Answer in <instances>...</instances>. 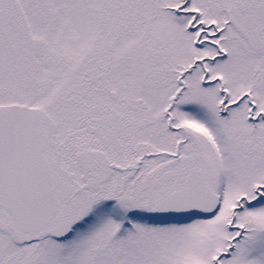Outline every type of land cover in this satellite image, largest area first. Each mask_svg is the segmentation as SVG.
I'll return each instance as SVG.
<instances>
[{
	"label": "snow or ice",
	"instance_id": "snow-or-ice-1",
	"mask_svg": "<svg viewBox=\"0 0 264 264\" xmlns=\"http://www.w3.org/2000/svg\"><path fill=\"white\" fill-rule=\"evenodd\" d=\"M0 264H264V0H0Z\"/></svg>",
	"mask_w": 264,
	"mask_h": 264
}]
</instances>
